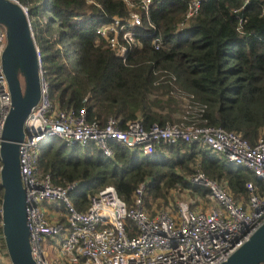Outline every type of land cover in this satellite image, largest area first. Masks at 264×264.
Instances as JSON below:
<instances>
[{
	"label": "trees",
	"instance_id": "16d2710c",
	"mask_svg": "<svg viewBox=\"0 0 264 264\" xmlns=\"http://www.w3.org/2000/svg\"><path fill=\"white\" fill-rule=\"evenodd\" d=\"M19 2L27 7L49 101L58 110L84 108L87 121L103 125L113 118L121 129L137 120L144 129L220 128L250 145L264 138V0H200L197 15L179 31L187 0H160L148 19L163 47L151 48L152 32L143 24L140 47L123 62L95 35L112 17L126 16L122 0ZM165 73L174 81L159 80ZM110 148L112 159L92 145L69 148L51 138L38 147L37 169L55 186L75 184L68 198L78 212L107 186L130 205L144 184L146 212L150 201L166 204L172 190L203 197L206 190L189 181L197 173L223 182L235 201L246 200L247 183L264 189L250 171L197 144L159 142L148 156L117 143Z\"/></svg>",
	"mask_w": 264,
	"mask_h": 264
},
{
	"label": "built area",
	"instance_id": "2783aa9c",
	"mask_svg": "<svg viewBox=\"0 0 264 264\" xmlns=\"http://www.w3.org/2000/svg\"><path fill=\"white\" fill-rule=\"evenodd\" d=\"M6 1L20 9L29 25L27 7L19 0ZM158 2L160 0H122L126 16H114L98 26L95 29L97 39L122 62L132 49L140 47L145 30L152 32L151 48L161 49V38L148 19L149 8ZM199 5L200 0H187L176 31L185 28L197 15ZM31 37L33 39L32 34ZM33 45L38 65L39 98L23 123L24 137L18 145V172L25 195V223L34 264H50L40 242L58 235L64 237L56 251L51 247L50 254L55 252L58 259H64L63 264H220L264 223V189L247 183L246 200L235 201L223 182L209 180L201 173L189 181L206 190L209 206L205 210L193 207V200L176 203L172 212L162 207L146 212L144 184H139L130 205L113 187L107 186L88 197L83 212L76 211L68 198L75 184L55 186L48 174H41L37 169L38 147L45 140L57 138L69 148L92 145L108 159L113 157L111 143L129 150L138 149L145 156L151 154L159 142L197 144L221 155L234 166L250 171L264 185V138L260 136L250 145L240 135L220 128L153 125L144 129L137 120L121 129L113 118H108L103 125L87 121L84 108L78 112L58 110L49 101L48 86L40 69V53L34 40ZM4 46L5 33L0 26V58ZM165 78L174 81L169 73L159 80ZM9 108L10 97L0 64V134ZM1 194L0 188V264H10L3 249ZM127 229L133 230L134 235L130 236Z\"/></svg>",
	"mask_w": 264,
	"mask_h": 264
},
{
	"label": "water",
	"instance_id": "95a60500",
	"mask_svg": "<svg viewBox=\"0 0 264 264\" xmlns=\"http://www.w3.org/2000/svg\"><path fill=\"white\" fill-rule=\"evenodd\" d=\"M0 26L5 46L0 64L10 97V108L0 134V188L2 238L10 264H34L25 223V195L18 172V145L23 123L39 98L38 65L30 28L20 9L0 0ZM264 223L220 264H262Z\"/></svg>",
	"mask_w": 264,
	"mask_h": 264
},
{
	"label": "rangeland",
	"instance_id": "374dc122",
	"mask_svg": "<svg viewBox=\"0 0 264 264\" xmlns=\"http://www.w3.org/2000/svg\"><path fill=\"white\" fill-rule=\"evenodd\" d=\"M21 4H23V3H21ZM29 20H30V23H32V25H33L34 17L29 15ZM35 33L37 35L36 31H35ZM36 37L38 38V36H36ZM37 42H38V40H37ZM183 103H184V101H183ZM193 200H194V206L193 207H197L198 209H204L205 210L209 206L208 200L206 199V195L203 197H199V196L192 197L186 191L172 190L169 192L168 196L166 197V202H167L166 204H164L161 201L160 202L150 201L148 211L152 212V211L158 209L159 207H162V208H166L167 210L172 212V210H174L176 203H178L180 201H193ZM44 211L46 212V209H44ZM64 234L66 235V232H64ZM63 237H64L63 235H58V236L49 238L47 240H42L40 242L41 250L44 254H46L47 261L50 264H60V263L63 264L64 263V259L63 260L58 259L55 252L50 254L51 247H55L54 250L56 251L58 246H59V243L62 241ZM262 264H264V263H262Z\"/></svg>",
	"mask_w": 264,
	"mask_h": 264
}]
</instances>
